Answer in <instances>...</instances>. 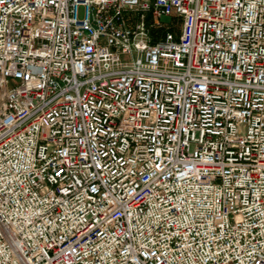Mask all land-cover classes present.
I'll use <instances>...</instances> for the list:
<instances>
[{
  "label": "built area",
  "instance_id": "2783aa9c",
  "mask_svg": "<svg viewBox=\"0 0 264 264\" xmlns=\"http://www.w3.org/2000/svg\"><path fill=\"white\" fill-rule=\"evenodd\" d=\"M0 264H264V0H0Z\"/></svg>",
  "mask_w": 264,
  "mask_h": 264
},
{
  "label": "rangeland",
  "instance_id": "374dc122",
  "mask_svg": "<svg viewBox=\"0 0 264 264\" xmlns=\"http://www.w3.org/2000/svg\"><path fill=\"white\" fill-rule=\"evenodd\" d=\"M78 14H79V18H82V17H83V9H80ZM160 21H161L163 24H166V25L172 23V19H171L170 17H166V16H162V17L160 18Z\"/></svg>",
  "mask_w": 264,
  "mask_h": 264
},
{
  "label": "water",
  "instance_id": "95a60500",
  "mask_svg": "<svg viewBox=\"0 0 264 264\" xmlns=\"http://www.w3.org/2000/svg\"><path fill=\"white\" fill-rule=\"evenodd\" d=\"M93 27L95 28V26H94V25H93ZM84 32H85V33H88V31H87V30H85Z\"/></svg>",
  "mask_w": 264,
  "mask_h": 264
}]
</instances>
